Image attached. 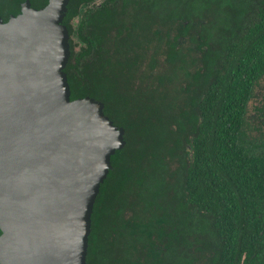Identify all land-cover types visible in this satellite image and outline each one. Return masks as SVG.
<instances>
[{
  "label": "trees",
  "instance_id": "16d2710c",
  "mask_svg": "<svg viewBox=\"0 0 264 264\" xmlns=\"http://www.w3.org/2000/svg\"><path fill=\"white\" fill-rule=\"evenodd\" d=\"M24 1L0 0L3 22ZM166 1L157 20L155 0L67 6L71 99L103 103L126 141L93 208L87 264L260 263L264 155L244 128L264 77V0ZM164 87L175 107L157 103Z\"/></svg>",
  "mask_w": 264,
  "mask_h": 264
},
{
  "label": "water",
  "instance_id": "95a60500",
  "mask_svg": "<svg viewBox=\"0 0 264 264\" xmlns=\"http://www.w3.org/2000/svg\"><path fill=\"white\" fill-rule=\"evenodd\" d=\"M69 0L0 17V264H87L91 218L125 130L64 72Z\"/></svg>",
  "mask_w": 264,
  "mask_h": 264
},
{
  "label": "rangeland",
  "instance_id": "374dc122",
  "mask_svg": "<svg viewBox=\"0 0 264 264\" xmlns=\"http://www.w3.org/2000/svg\"><path fill=\"white\" fill-rule=\"evenodd\" d=\"M157 2V4L161 5L158 8H155L156 11H149L151 12V17H153L154 19H163V17H160L163 12V10L167 11H171V7H173L174 5H172L170 2L166 1V0H155ZM166 7V8H163ZM160 14H157V13ZM210 12L212 14H215V6H213L212 8H210ZM163 15V14H162ZM165 21V20H164ZM160 100H156L157 103L161 106V107H165V106H169V105H173L174 107L176 106V102L178 101V99H180V97H174L169 95L166 92L165 87L163 89H161L160 91ZM255 92V98L252 100V102L248 105V109H247V118H246V125H245V132L249 133V137L251 136L252 139L257 138L258 140H264V138L261 136L262 134H260L258 132V129L261 128L264 131V111L263 112H259L257 110V108H264V77L261 79V82L259 83V86H256V88L254 89ZM134 101H139L138 98H135L133 100H131V102ZM119 109L118 106H112V111H115ZM150 201L149 197H145L141 202L145 203ZM124 240H130L132 241V239H130L128 236H126L124 238ZM104 247L107 246L108 241L106 240L105 237H103L102 239ZM113 255H116L113 254ZM196 258L193 257H188V264H195L196 263ZM169 261V257L165 258V262ZM99 264H107V261L104 258H100L99 260Z\"/></svg>",
  "mask_w": 264,
  "mask_h": 264
},
{
  "label": "flooded vegetation",
  "instance_id": "af4514ba",
  "mask_svg": "<svg viewBox=\"0 0 264 264\" xmlns=\"http://www.w3.org/2000/svg\"><path fill=\"white\" fill-rule=\"evenodd\" d=\"M11 16V15H10ZM195 34V33H194ZM70 45V44H69ZM192 47L193 48H196V45L195 44H193L192 45ZM261 81H259L255 86H254V88H253V90H252V95H251V99H250V101H249V103H248V105L252 102V100L255 98V92H254V89L256 88V86H259V83H260ZM248 105H247V109H248ZM257 110L259 111V112H263L264 111V108H262V107H260V108H257ZM247 111V110H246ZM246 118H247V115H246ZM258 132L260 133V134H262L261 136L264 138V131H263V129H261V128H259L258 129ZM248 136H249V133H246ZM251 137V136H250ZM252 138V137H251ZM255 142H256V144L258 145V151L256 152V155H259V156H263L264 155V140H258L257 138H255V139H253ZM137 210V209H136ZM138 214V213H137ZM132 214L130 213V216H131ZM132 217V216H131ZM131 217H130V219H131ZM143 219V217H141V216H139V217H137L136 219H135V223L136 224H139L140 223V220H142ZM260 235H262V233H260ZM259 245H264V241L263 240H261L260 241V243H259ZM245 256H243L242 257V259H241V262L239 263V264H245L244 263V261H245ZM257 264H264V261L261 259V262L260 263H257Z\"/></svg>",
  "mask_w": 264,
  "mask_h": 264
}]
</instances>
